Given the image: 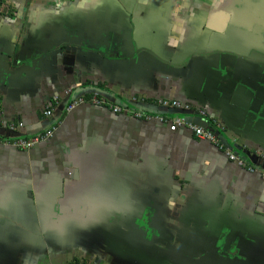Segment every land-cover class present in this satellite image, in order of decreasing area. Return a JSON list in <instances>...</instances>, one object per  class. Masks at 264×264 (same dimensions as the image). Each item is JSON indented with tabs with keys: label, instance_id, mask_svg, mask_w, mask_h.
Masks as SVG:
<instances>
[{
	"label": "crops",
	"instance_id": "1",
	"mask_svg": "<svg viewBox=\"0 0 264 264\" xmlns=\"http://www.w3.org/2000/svg\"><path fill=\"white\" fill-rule=\"evenodd\" d=\"M91 96L264 173V0H0V138L59 126L0 146V264H264L262 173Z\"/></svg>",
	"mask_w": 264,
	"mask_h": 264
},
{
	"label": "built area",
	"instance_id": "2",
	"mask_svg": "<svg viewBox=\"0 0 264 264\" xmlns=\"http://www.w3.org/2000/svg\"><path fill=\"white\" fill-rule=\"evenodd\" d=\"M60 99L56 98V102L59 103ZM139 99L133 98L131 101V106L127 105L126 107H122V105H116V104H109L105 99L99 98L98 96H91V98H85V97H77L74 100H72L70 103H68L66 107L67 113L73 112L76 108H78L81 105H85L86 103H91L93 105L97 106H105L108 105L111 107L114 113H124L127 116H131L137 119H156V121H159L161 123H168L170 125L169 130L170 132H175L179 128H188L193 135H195L198 139L208 141L210 143H213L219 150H222L225 152V154L228 156L229 160L232 162H235L238 166L247 169L250 172L254 173H262L258 168H255L254 166H250L247 164V162L239 156V153L234 151L230 144L226 143L223 140V137L219 135L218 131H216L213 128L205 129L197 124H194L191 120L187 119L183 114L186 112L191 111L190 107L187 105H182L179 101H171V100H158L157 104L158 106H161L165 109H175L179 110V113L181 115H174L173 116H156L154 114H147L140 110H136L133 106H136ZM44 115L46 117H51L53 115L52 109H47L44 112ZM23 124H20L19 126L11 125L8 127L10 131H16L17 128H22ZM59 127L58 124L54 125L52 127L47 128L44 132L37 134L29 139H23L18 138L16 140L7 139V138H0V146L6 145L10 147H15L20 150H31L35 148L38 144L45 143L46 141L52 139L54 137V134L56 133V128ZM262 176L264 177V173H262Z\"/></svg>",
	"mask_w": 264,
	"mask_h": 264
},
{
	"label": "rangeland",
	"instance_id": "3",
	"mask_svg": "<svg viewBox=\"0 0 264 264\" xmlns=\"http://www.w3.org/2000/svg\"><path fill=\"white\" fill-rule=\"evenodd\" d=\"M49 1H53V0H49ZM59 2H61L62 0H58ZM71 1H75V0H71ZM78 2H94V3H106L109 0H77ZM115 0H110V2H114ZM140 1H144V0H140Z\"/></svg>",
	"mask_w": 264,
	"mask_h": 264
},
{
	"label": "water",
	"instance_id": "4",
	"mask_svg": "<svg viewBox=\"0 0 264 264\" xmlns=\"http://www.w3.org/2000/svg\"><path fill=\"white\" fill-rule=\"evenodd\" d=\"M222 137H223V140H224L226 143H228L227 140H225L226 138H224V136H222ZM230 147H231V146H230Z\"/></svg>",
	"mask_w": 264,
	"mask_h": 264
}]
</instances>
